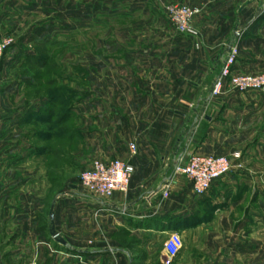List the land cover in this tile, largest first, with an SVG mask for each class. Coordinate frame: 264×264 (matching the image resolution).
<instances>
[{"label":"crops","instance_id":"crops-1","mask_svg":"<svg viewBox=\"0 0 264 264\" xmlns=\"http://www.w3.org/2000/svg\"><path fill=\"white\" fill-rule=\"evenodd\" d=\"M177 1L201 8L194 21L200 37L191 40L180 36L169 31L167 23V31L163 28L154 39L130 38L119 49L123 54L112 57L116 62L109 65L104 93L99 91L96 96L94 92L91 106L86 109L84 102L78 113L85 117L86 110L93 112L91 128L89 125L77 132L83 137L84 153L97 159L119 158L132 165L129 193L104 201L85 190L59 198L55 226L67 242L61 244L52 237L51 226L38 223L40 211L31 203V197L5 193L0 185V264H101L102 257L113 252L98 243L101 228L112 235L117 227H126L130 232L139 229L182 234L206 226L198 210L212 204L224 187H230L233 176L197 197L190 180L176 169L182 157L213 152L231 135L237 115L233 109L243 97L213 98L212 88L229 54L225 42L244 45L264 35V0ZM8 6L2 9L0 24L12 18ZM248 23L249 27L243 29ZM16 52L18 46L9 51L0 80L9 67L16 65ZM255 66L241 56L236 72L250 74ZM22 83L13 85L14 93ZM32 112L16 116L15 123L20 119L30 122ZM4 124L0 125V137ZM132 143L138 146L135 156L130 150ZM24 198L27 202L21 204ZM89 239L96 244L88 246ZM102 247L105 252H101ZM124 263L133 264L126 253Z\"/></svg>","mask_w":264,"mask_h":264},{"label":"rangeland","instance_id":"rangeland-1","mask_svg":"<svg viewBox=\"0 0 264 264\" xmlns=\"http://www.w3.org/2000/svg\"><path fill=\"white\" fill-rule=\"evenodd\" d=\"M6 4H10L7 9L12 18L1 22L0 39L13 38L23 49L46 57L49 64L43 70L31 69L34 63L30 64L18 47L16 65L9 67L0 80V125L5 123L0 137V185L5 193L31 197V203L40 211L38 223L51 226L54 201L72 192H85L80 177L90 167L88 163L97 159L84 153L83 137L77 134L79 129L92 126V109L85 111V117L78 114L82 104L85 102L87 109L95 93L96 96L99 91L104 93L109 65L116 62V55L123 54L119 49L130 38L140 41L152 36L154 39L167 23L171 26L169 31L178 34L169 20L168 7L185 3L177 0H0V14ZM33 35L47 42L49 50L21 41ZM240 49L239 58L250 59L256 65L255 72L250 74H264V35L240 44ZM34 75L41 83L40 95L56 100L58 112L49 121L32 116L30 122L20 119L16 124V116L30 110L39 112L46 106L41 100H33L37 91L25 88L24 83L17 93L12 90L15 83L26 77L35 78ZM50 80L52 85L46 86ZM104 96H108L107 92ZM226 96H242L243 100L235 104L236 122L231 135L224 138V146L216 145V150L208 154L240 155L241 165L227 176L234 178L230 187H224L212 204L202 208L203 212L198 210V217L201 222L206 220V226L180 234L183 247L171 264H264V89L220 97ZM71 110L72 117L60 132L57 121ZM56 132L67 139L60 142L42 135ZM24 202H27L25 198L21 204ZM107 233L101 228L98 243L113 252L103 256L101 264H125V253L133 264L167 262L165 243L170 234L160 230L130 232L126 227H117L113 235ZM93 242L89 239L88 246ZM101 252H105L103 247ZM115 255L121 257L115 258Z\"/></svg>","mask_w":264,"mask_h":264},{"label":"built area","instance_id":"built-area-1","mask_svg":"<svg viewBox=\"0 0 264 264\" xmlns=\"http://www.w3.org/2000/svg\"><path fill=\"white\" fill-rule=\"evenodd\" d=\"M201 12V8L189 4L168 7V17L176 32L191 40L200 37L194 21ZM13 42L11 37L0 39V65L7 49ZM226 46L230 49L229 54L214 82L212 97L217 98L229 93H247L264 89V74L252 75L236 72V65L241 53L240 43L236 42ZM130 150L133 156L137 155V144L132 143ZM240 158V155L193 153L180 159L176 172L190 180L195 196L203 197L215 184L227 177L238 165H241ZM133 173L132 165L122 159H95L91 166L82 173L80 184L86 192L104 201L111 199L116 194H128ZM164 197H168L167 191L164 192ZM182 247V236L178 232H172L165 243L167 253L165 264H171L181 252Z\"/></svg>","mask_w":264,"mask_h":264},{"label":"trees","instance_id":"trees-1","mask_svg":"<svg viewBox=\"0 0 264 264\" xmlns=\"http://www.w3.org/2000/svg\"><path fill=\"white\" fill-rule=\"evenodd\" d=\"M22 42H32L35 45H38L39 47L43 48L45 51L49 50L47 47V42L43 41L42 38L38 35H33V37H28L27 39H21ZM18 46L20 51L22 52V55H24V57L26 58V60L30 63H34L31 65V69L33 67H38L40 69H45L47 68L49 61L46 60V57H41L42 55H39L38 53H36L35 51H31V50H25L21 47V45H18L17 43L13 42L12 45L7 49L5 56L1 62L0 65V74L2 73L4 64L8 59V53L11 50V48ZM15 60L17 61V57L15 58ZM30 63V64H31ZM35 76V75H34ZM25 84L26 88H31L33 91H37L35 96H33V100H41L43 103L46 104V106H44V108L42 109V111H36V110H32V116H37V119H41V120H45V121H49L52 119V117L54 116L55 113L58 112V110H56V107L58 105V102L56 100H52L49 99L45 96H41L40 92L42 91L41 87V83L38 81L37 77L35 76L32 78H24L22 81ZM53 81H48L46 83V86H50L52 85ZM72 110L70 111V113H68L65 117L60 118L57 121L56 126L58 127L59 131H62V127L64 125V123H66L67 121H69L72 117L71 114ZM62 128V129H60ZM64 133V132H63ZM43 136L47 137V138H56L57 140H60V142H62L61 140L67 139L66 136L62 133H58L56 132L54 133H43ZM71 137V136H70ZM70 137L68 138V140L70 139ZM72 138V137H71ZM213 188V187H212Z\"/></svg>","mask_w":264,"mask_h":264},{"label":"water","instance_id":"water-1","mask_svg":"<svg viewBox=\"0 0 264 264\" xmlns=\"http://www.w3.org/2000/svg\"><path fill=\"white\" fill-rule=\"evenodd\" d=\"M252 23V22H251ZM251 23H248L243 27V29H246L249 27ZM230 50V49H229ZM56 203L57 201H54L51 207V213H50V219H51V228H50V233L52 237L59 243L61 244H66V240L61 236V234L57 231L56 226H55V208H56Z\"/></svg>","mask_w":264,"mask_h":264}]
</instances>
